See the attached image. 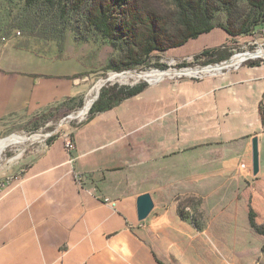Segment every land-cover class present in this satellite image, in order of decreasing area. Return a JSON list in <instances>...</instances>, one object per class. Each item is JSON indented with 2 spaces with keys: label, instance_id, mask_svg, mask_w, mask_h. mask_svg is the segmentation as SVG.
Here are the masks:
<instances>
[{
  "label": "crops",
  "instance_id": "1",
  "mask_svg": "<svg viewBox=\"0 0 264 264\" xmlns=\"http://www.w3.org/2000/svg\"><path fill=\"white\" fill-rule=\"evenodd\" d=\"M51 56L0 42V135L21 116L89 94L88 75ZM72 138V164L61 138L4 155L0 264H184L195 253L200 260L208 229L180 216L179 201L202 197L212 215L218 203L231 205L230 218L246 214L242 191L264 173V61L151 84ZM144 194L153 206L139 220Z\"/></svg>",
  "mask_w": 264,
  "mask_h": 264
},
{
  "label": "rangeland",
  "instance_id": "2",
  "mask_svg": "<svg viewBox=\"0 0 264 264\" xmlns=\"http://www.w3.org/2000/svg\"><path fill=\"white\" fill-rule=\"evenodd\" d=\"M155 1L168 5L166 0ZM257 1L229 0L228 4H221L212 20L215 26L228 24L234 32H237L239 28L250 29L234 37L229 36L230 38L223 34L212 44L217 41L216 45H227L226 47L229 46L233 53L248 49L246 44L251 40V35L262 29L260 24L262 21L256 7ZM80 13L73 14L62 21V19L50 18L45 8L41 11L27 7L25 0H0V42L12 40L19 45L31 47L37 52L52 55V59L56 54L55 57L61 67L79 72L81 75H88L90 87L89 94L80 100L65 102L61 106L54 105L37 115L21 116L12 121L1 133L0 142L14 136L22 138V141L8 143L3 148L0 153V165L7 153L13 155L26 152L37 148L40 144L44 147L48 144L47 141L51 142L58 138L62 139L63 148L68 154L67 163L72 164L76 159L75 143L72 138L76 130L75 125L87 116L86 111L82 115L79 113L86 107L88 101L99 94L102 87H133L143 83L149 86L155 83L160 84L169 78L195 80L189 76L178 78L174 75L183 70L190 73L205 68L203 65L205 56H200L203 49H198L195 44H186L160 55V63L165 66L155 65L151 59L147 67L139 66L124 70L122 53L112 49L109 42L97 31L87 27ZM257 22L259 24L255 25ZM17 32L20 33L18 36ZM212 44L205 48L213 47L214 44ZM231 58L226 63L223 61L218 65L224 66L230 63ZM215 65L210 66L215 67ZM218 72L217 69L214 74ZM157 73H163L158 80L155 79ZM79 101L82 106L75 107L74 105ZM66 143H69L71 147L67 148ZM78 176L83 177L80 174L76 175ZM246 186L252 189L247 193L246 189L242 191L248 197L247 204L243 205L246 211L243 216L239 211L235 217L230 218L229 203L211 205L216 211V214L212 215L208 208L210 205L206 204L202 197L181 198L179 215L192 221L198 229H208V237L211 239L210 245L203 246L200 260H198V253H195V257H191L184 264H264V173L261 172V183L251 178ZM227 191L229 189L226 188L223 192ZM240 208H242L241 205ZM250 211L255 224L263 234L251 228Z\"/></svg>",
  "mask_w": 264,
  "mask_h": 264
},
{
  "label": "trees",
  "instance_id": "3",
  "mask_svg": "<svg viewBox=\"0 0 264 264\" xmlns=\"http://www.w3.org/2000/svg\"><path fill=\"white\" fill-rule=\"evenodd\" d=\"M168 5L155 0H25L27 7L46 9L50 18L64 21L73 14H81L83 23L109 42L112 49L122 53L123 69L147 67L153 59L160 63V55L181 48L186 44H210L225 34L236 36L250 28L232 31L230 25L215 26L212 23L215 12L221 4L229 0H166ZM256 7L260 21H264V0H258ZM262 16V20H261ZM257 22L255 25H258ZM254 25V26H255ZM227 45L204 48L200 56H205L204 66L228 61L232 49ZM261 60H250L243 65H258ZM117 71V67L115 68ZM147 88V84L133 87L104 86L87 111L86 119L75 127L91 120L95 115L118 106L123 100L131 98ZM75 99L65 101L73 102ZM65 103V102H64ZM64 103H58L61 106ZM81 107L79 101L74 105ZM48 143L50 142L47 141ZM249 224L257 233H261L249 212Z\"/></svg>",
  "mask_w": 264,
  "mask_h": 264
},
{
  "label": "built area",
  "instance_id": "4",
  "mask_svg": "<svg viewBox=\"0 0 264 264\" xmlns=\"http://www.w3.org/2000/svg\"><path fill=\"white\" fill-rule=\"evenodd\" d=\"M20 33L17 32L16 35L18 36ZM4 41V39H3ZM246 49L244 52L234 53L232 56V60L230 63L219 66L218 64L215 65V67H212L210 65L205 66L202 70H197L195 72L188 73L187 70L180 71L178 74H175L174 76H177L178 78L183 76H189L190 78L194 79H202L206 75H213L214 72L218 69V71H222L223 69H237L240 67L243 63L250 61V60H261L264 61V21L262 24L261 31L254 33L251 35V40L246 44ZM251 49V50H249ZM243 56L241 60L238 59L239 56ZM225 61L224 63H226ZM97 95L95 96V98ZM94 100V99H93ZM91 100L90 103L93 101ZM89 103V104H90ZM84 120V118H83ZM81 122V121H80ZM65 146L71 147L69 143H66ZM77 180L81 182L83 180L82 176H78ZM114 206V204L112 203Z\"/></svg>",
  "mask_w": 264,
  "mask_h": 264
},
{
  "label": "water",
  "instance_id": "5",
  "mask_svg": "<svg viewBox=\"0 0 264 264\" xmlns=\"http://www.w3.org/2000/svg\"><path fill=\"white\" fill-rule=\"evenodd\" d=\"M94 101L95 100H93L87 106L86 112L88 111V109L90 108V106L92 105ZM252 173L253 175H256L258 173V151H257V140L256 139L252 140ZM152 206L153 204H152V201L149 195L147 194L140 195L136 200L138 219L139 220L144 219L147 216V214L151 211Z\"/></svg>",
  "mask_w": 264,
  "mask_h": 264
},
{
  "label": "bare ground",
  "instance_id": "6",
  "mask_svg": "<svg viewBox=\"0 0 264 264\" xmlns=\"http://www.w3.org/2000/svg\"><path fill=\"white\" fill-rule=\"evenodd\" d=\"M243 58V56H239L238 59L241 60ZM224 65V64H223ZM226 65V64H225ZM190 72V71H189ZM162 74L163 73H157V76H156V80L160 79L162 77ZM169 76V75H168ZM171 76V75H170ZM167 78V77H166ZM163 79V78H162ZM161 79V80H162ZM156 82V81H155ZM90 101L87 102V105L86 107L79 113V115H82L85 113L86 109H87V106L89 105ZM22 141V138L20 137H11L9 139H5L3 141L0 142V153L1 151L3 150V148L8 144V143H19ZM11 145V144H10Z\"/></svg>",
  "mask_w": 264,
  "mask_h": 264
}]
</instances>
